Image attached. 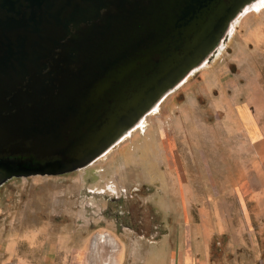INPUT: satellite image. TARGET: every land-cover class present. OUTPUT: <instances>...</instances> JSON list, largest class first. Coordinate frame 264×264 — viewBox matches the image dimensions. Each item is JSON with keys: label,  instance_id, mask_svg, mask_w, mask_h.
Segmentation results:
<instances>
[{"label": "rangeland", "instance_id": "374dc122", "mask_svg": "<svg viewBox=\"0 0 264 264\" xmlns=\"http://www.w3.org/2000/svg\"><path fill=\"white\" fill-rule=\"evenodd\" d=\"M224 44L95 164L5 182L0 264H264V1Z\"/></svg>", "mask_w": 264, "mask_h": 264}, {"label": "water", "instance_id": "95a60500", "mask_svg": "<svg viewBox=\"0 0 264 264\" xmlns=\"http://www.w3.org/2000/svg\"><path fill=\"white\" fill-rule=\"evenodd\" d=\"M249 1L0 0V35L16 37L19 71L26 58L36 71L46 56L51 69L48 83L17 101V113L0 124V138L30 143L25 153L37 170L5 173L0 188L14 177L91 166L120 131L203 59L213 60L209 51ZM28 49L33 54L20 53Z\"/></svg>", "mask_w": 264, "mask_h": 264}, {"label": "flooded vegetation", "instance_id": "af4514ba", "mask_svg": "<svg viewBox=\"0 0 264 264\" xmlns=\"http://www.w3.org/2000/svg\"><path fill=\"white\" fill-rule=\"evenodd\" d=\"M106 16L107 10H103L101 17L104 19ZM72 33L75 34L73 31ZM8 45L10 47L14 46V48L8 49ZM16 45L15 36L10 35L2 38L0 35V124L9 121L17 113V101L27 100L28 97L33 95L37 84H47L50 79L51 69L48 56L41 60L36 71H34L32 60L28 64L29 59L26 58V70L24 72L19 71ZM20 53L33 54V50L28 49L20 51ZM79 70V67H74L72 76L78 77ZM43 95L42 93V100L45 99ZM32 108L33 105L26 104L25 106L27 111ZM29 148H31V145L28 142H14L10 136L0 138V166L2 168L0 179L5 173L37 170L30 166V155L25 153Z\"/></svg>", "mask_w": 264, "mask_h": 264}, {"label": "bare ground", "instance_id": "6f19581e", "mask_svg": "<svg viewBox=\"0 0 264 264\" xmlns=\"http://www.w3.org/2000/svg\"><path fill=\"white\" fill-rule=\"evenodd\" d=\"M264 0H250L249 2H247V4L243 7L242 10H239L230 20L229 25L226 29H224L222 31V33L220 34V36L218 37V42L215 44V46L209 51V56H213V59H215L217 56H219L224 48V43L226 42V38L227 40H229L230 35L233 32V27L235 25V23L241 18L242 15L245 14V12L250 9V8H257L259 6H261V4L263 3ZM260 30V29H259ZM225 40V41H224ZM209 58H205L203 59L198 66H196L191 72L190 74L186 77V79L182 80L181 82H179L177 84V86L175 88H173L171 91H169L167 94H165L163 97H160L158 99V101L146 112L143 113L141 116H139L133 123L132 127L130 128H126L123 129L122 131L119 132L117 139L106 149V151L101 154L99 157L96 158L95 161L92 162L91 165L95 164L97 161H99L101 158H103L104 156H106L108 153H110L112 150H114L116 147L119 146V144H121L125 139H127L130 134H132L136 129H138L140 127V125L143 123V121L151 114H154L159 108V105L173 92H175L177 89H179V87L181 85H183L190 77H192L194 74H196L197 72H199L200 70L204 69L205 67H207L208 63H209ZM145 122V121H144ZM112 237V236H111ZM99 239V238H98ZM100 241L102 243L105 244H115L116 241L114 240V238H106L104 236H102V238L100 239ZM98 249V248H97Z\"/></svg>", "mask_w": 264, "mask_h": 264}, {"label": "crops", "instance_id": "0c3cea01", "mask_svg": "<svg viewBox=\"0 0 264 264\" xmlns=\"http://www.w3.org/2000/svg\"><path fill=\"white\" fill-rule=\"evenodd\" d=\"M264 136H263V133H262V131L260 130V136L259 137H255V138H252L251 136H250V134H249V142L250 143H253V144H255V143H258V142H260L261 140H262V138H263ZM258 183H259V186L262 188V189H264V179H259L258 178ZM258 197H260L259 198V203H258V207H257V210H260V211H257V212H259V215L261 216V217H263L264 218V191L263 192H261V193H259L258 194ZM218 217L220 218L219 220H218V229L219 230H221V228L224 226V223H223V221H222V216H221V214H220V212L218 213ZM176 254L173 256V264H177V260H176ZM159 261H160V259L157 261V263L156 264H159ZM190 262H191V259L189 258H185V261H184V263L183 264H190ZM193 262V264H195L194 263V261H192ZM198 264H205L204 262H200V263H198Z\"/></svg>", "mask_w": 264, "mask_h": 264}]
</instances>
